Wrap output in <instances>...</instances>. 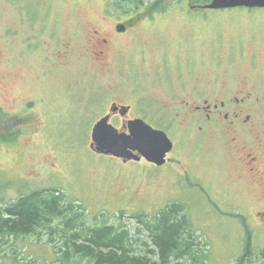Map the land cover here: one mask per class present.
<instances>
[{
    "label": "rangeland",
    "instance_id": "rangeland-1",
    "mask_svg": "<svg viewBox=\"0 0 264 264\" xmlns=\"http://www.w3.org/2000/svg\"><path fill=\"white\" fill-rule=\"evenodd\" d=\"M121 1L0 0L2 125L16 121L24 98L36 102L38 114L30 124L34 134L0 142V172L24 177L0 180V217L19 199L46 191L63 193L82 222L65 227L62 216L29 235L10 236L0 264H58L63 232L80 236V229L111 226L142 233L168 203L179 213L184 206L201 264H264L259 180H233L239 174L223 122L193 114L203 94L221 99L248 90L259 99L251 105L255 113H264V7L173 12L158 26L163 37L142 27L110 39L108 56L97 58L98 40L110 31L117 9L127 6ZM175 1H169L171 12ZM113 100L132 106L129 118L146 115L148 124L173 138L180 162L147 170L92 150L93 127ZM117 119L112 124L121 128ZM52 171L56 180H33ZM182 175L205 179L178 180ZM66 264L91 263L76 257Z\"/></svg>",
    "mask_w": 264,
    "mask_h": 264
},
{
    "label": "flooded vegetation",
    "instance_id": "flooded-vegetation-1",
    "mask_svg": "<svg viewBox=\"0 0 264 264\" xmlns=\"http://www.w3.org/2000/svg\"><path fill=\"white\" fill-rule=\"evenodd\" d=\"M169 1L170 0L121 1L122 3L127 4V6L117 9L115 18L111 21L110 31L107 32L104 37L102 36L98 40L97 50L95 52L96 57L105 58L108 56L106 52L110 39L119 38L122 36L125 38L133 33L138 32L142 27H145L146 33L148 35L163 37L164 32L159 28H161V24L167 18L168 14L171 15L173 12L187 14L189 13V10L196 11L199 9H212L206 8V4H193L192 2L179 0L175 1V3L178 4V8H176L177 10L171 12L170 10L172 3ZM187 3H189V7ZM181 4H183V6ZM103 8L104 12L106 13V17H110V6L105 4ZM182 9H185L186 11H183ZM110 44L112 45V41H110ZM59 56L61 57L62 54H59ZM64 58L66 65H68L69 55L65 54ZM201 101L202 103L200 105L194 106L193 114L200 115L205 122L213 121L215 118H219L223 122L225 137L230 148L228 153L229 160L232 167L239 174V176L235 177L233 180H259L260 186L263 190V194L261 196L264 199V113L258 116L255 113L254 108L251 106L254 105L255 101H259V99L254 98L252 96V92L248 90L245 94H223L221 99H213V97L204 96L203 94ZM35 104L36 102L24 98L23 104L20 105V112L22 113H15L13 116L17 117L16 121L12 122L9 120V123H7L5 126L2 125V120L6 118L5 110L0 104V142L3 141V139L7 136L8 138L14 137L18 139L25 132L27 134H34V131L30 128V124L38 115L35 110L33 111L32 108ZM131 108L132 106L130 105L121 104L113 100L109 110L106 114L102 115L101 118L109 115V122L111 123L112 119L121 118V128H118L116 125L114 126L117 127L120 132H128L129 130L127 123L132 119L129 118ZM55 114L56 112L54 110L49 113L51 116ZM10 117L12 116L7 118ZM143 118L148 119L146 115L135 117V119ZM50 119L53 121L52 126H54L55 117ZM145 119L143 120L146 121ZM171 140L173 141V148L166 155V162L162 165H157L154 162L148 161L144 156H141V158L138 160L125 159L123 157H116L114 155L112 156L120 160L123 165L132 163L130 160H134L138 167L144 166L147 170L149 168H153L154 170L158 169L161 171L169 164L171 166L176 162H180L178 156L173 155L176 142L173 138H171ZM91 148L92 150H96L92 146ZM136 153L138 152L136 151ZM170 166H168L169 169ZM142 172L146 174V170H142ZM15 174L17 175L14 176L12 173L0 172V180H24L22 175L19 173ZM57 175V172L55 173L52 171L46 177L38 176L33 180H48L49 178L53 177L54 180H56ZM204 179L205 178H203V176H201L199 179H190L189 177L182 175V178L178 180ZM171 205L172 203L166 204L168 208L165 210H169V206ZM9 210L10 209H7L6 213L2 215L3 218L10 217ZM156 212H158V210H156ZM258 213L261 214L262 212L259 211Z\"/></svg>",
    "mask_w": 264,
    "mask_h": 264
},
{
    "label": "trees",
    "instance_id": "trees-1",
    "mask_svg": "<svg viewBox=\"0 0 264 264\" xmlns=\"http://www.w3.org/2000/svg\"><path fill=\"white\" fill-rule=\"evenodd\" d=\"M65 201L63 193L46 191L33 192L19 199L8 208L9 218L0 217V250L10 236L29 235L38 226L51 225L52 220L62 216H65L62 221L65 227L79 226L81 214L65 205ZM179 209L172 204L154 222L145 223L142 233L133 234L128 228L111 226L90 231L80 229V236H66L68 234L63 232L64 246L58 264L73 262L76 257L87 258L91 264H201L200 249L192 245L190 223L182 215L183 206L180 213Z\"/></svg>",
    "mask_w": 264,
    "mask_h": 264
},
{
    "label": "water",
    "instance_id": "water-1",
    "mask_svg": "<svg viewBox=\"0 0 264 264\" xmlns=\"http://www.w3.org/2000/svg\"><path fill=\"white\" fill-rule=\"evenodd\" d=\"M243 6L264 7V0H212L205 5L212 9ZM127 125L129 131L120 132L109 122V115L104 116L93 127L92 147L100 153L125 159L138 160L144 156L157 165L166 162V155L172 150L173 142L164 130L153 127L143 119H131Z\"/></svg>",
    "mask_w": 264,
    "mask_h": 264
}]
</instances>
